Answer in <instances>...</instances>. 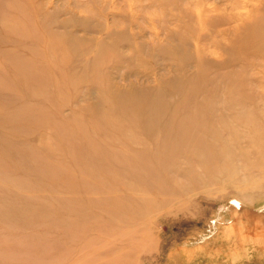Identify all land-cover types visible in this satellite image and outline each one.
Returning a JSON list of instances; mask_svg holds the SVG:
<instances>
[{"label":"rangeland","instance_id":"rangeland-1","mask_svg":"<svg viewBox=\"0 0 264 264\" xmlns=\"http://www.w3.org/2000/svg\"><path fill=\"white\" fill-rule=\"evenodd\" d=\"M154 102L232 143L167 155ZM5 164L0 264H264V0H0Z\"/></svg>","mask_w":264,"mask_h":264},{"label":"bare ground","instance_id":"bare-ground-1","mask_svg":"<svg viewBox=\"0 0 264 264\" xmlns=\"http://www.w3.org/2000/svg\"><path fill=\"white\" fill-rule=\"evenodd\" d=\"M11 9L15 10L17 9V3L14 2L11 4ZM2 23L6 27L7 24V17L5 18V15L2 17ZM23 27L26 26L24 23V20L22 21ZM10 30H15V26L10 27ZM22 43H25L24 40H21ZM153 108L148 113H144L143 116H141V123L142 125L148 126V129H151V131L154 139L152 140L155 143H159V141H163L170 138V142L176 144L175 147L168 146V149L166 150L167 155H176V154H182L183 156L191 154L193 152L194 145H210L212 143L217 142L218 139L228 141L229 143H232L228 138L224 137L226 134V122H225V113L222 109H218L214 115L205 114L209 116V119L212 120L213 127L212 129L209 128L205 124H200L198 122V119L200 116H194L191 114L183 113V115H175V116H166V113L154 103H152ZM162 110V111H161ZM189 110V109H187ZM186 110V111H187ZM195 111H198V108H194ZM190 112V111H189ZM191 113V112H190ZM177 114V113H176ZM203 115L202 117H204ZM192 120V121H191ZM215 124V125H214ZM146 130V129H144ZM215 131L216 137H211L210 132ZM224 131V132H223ZM208 134V136H207ZM161 139V140H160ZM215 140V141H212ZM219 141V140H218ZM160 145L155 144L153 149H150L146 151V146L144 144L138 143V152H135L136 155H145L148 156L149 159L152 160L154 164H157V171L159 174L166 178L167 175V168L169 169L170 176L174 179L176 178L177 168H178V160L177 159H168L166 158L162 161H156L161 159L160 153L165 152V149H160ZM196 149H194L195 151ZM1 167H5V170L9 168L7 164L0 165ZM151 169L153 167H150ZM149 168V169H150ZM175 171V172H174ZM154 172V169L152 170ZM204 194L203 192H195L194 198L196 196H199L201 194ZM191 195V194H190ZM29 197L20 196V202L28 201ZM233 198V197H232ZM234 199V200H233ZM231 199L233 200L237 205H244V203L236 196Z\"/></svg>","mask_w":264,"mask_h":264}]
</instances>
